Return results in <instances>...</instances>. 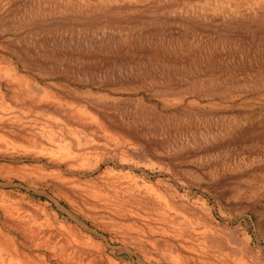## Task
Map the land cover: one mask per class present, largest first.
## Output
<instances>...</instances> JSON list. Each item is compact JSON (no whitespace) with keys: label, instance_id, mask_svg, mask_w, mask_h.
<instances>
[{"label":"rangeland","instance_id":"1","mask_svg":"<svg viewBox=\"0 0 264 264\" xmlns=\"http://www.w3.org/2000/svg\"><path fill=\"white\" fill-rule=\"evenodd\" d=\"M0 264H264V0H0Z\"/></svg>","mask_w":264,"mask_h":264}]
</instances>
